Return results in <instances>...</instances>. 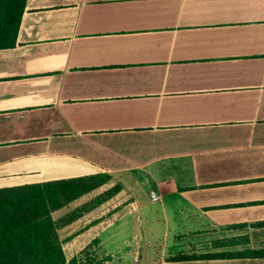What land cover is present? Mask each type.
I'll use <instances>...</instances> for the list:
<instances>
[{
    "label": "crops",
    "instance_id": "0c3cea01",
    "mask_svg": "<svg viewBox=\"0 0 264 264\" xmlns=\"http://www.w3.org/2000/svg\"><path fill=\"white\" fill-rule=\"evenodd\" d=\"M94 175L67 260L264 264V0H27L0 187Z\"/></svg>",
    "mask_w": 264,
    "mask_h": 264
},
{
    "label": "trees",
    "instance_id": "16d2710c",
    "mask_svg": "<svg viewBox=\"0 0 264 264\" xmlns=\"http://www.w3.org/2000/svg\"><path fill=\"white\" fill-rule=\"evenodd\" d=\"M27 0H0V50L16 47ZM107 182L99 175L0 187V264H108L93 257L67 260L59 230L115 196L118 188L55 220L53 213ZM189 257H183L186 259Z\"/></svg>",
    "mask_w": 264,
    "mask_h": 264
},
{
    "label": "built area",
    "instance_id": "2783aa9c",
    "mask_svg": "<svg viewBox=\"0 0 264 264\" xmlns=\"http://www.w3.org/2000/svg\"><path fill=\"white\" fill-rule=\"evenodd\" d=\"M152 198L155 200V201H158L160 198L154 193L152 192Z\"/></svg>",
    "mask_w": 264,
    "mask_h": 264
},
{
    "label": "rangeland",
    "instance_id": "374dc122",
    "mask_svg": "<svg viewBox=\"0 0 264 264\" xmlns=\"http://www.w3.org/2000/svg\"><path fill=\"white\" fill-rule=\"evenodd\" d=\"M62 216H63V214H61V212H59V213H57V214L55 215L56 218H60V217H62Z\"/></svg>",
    "mask_w": 264,
    "mask_h": 264
}]
</instances>
